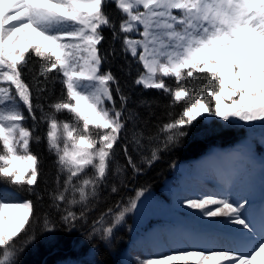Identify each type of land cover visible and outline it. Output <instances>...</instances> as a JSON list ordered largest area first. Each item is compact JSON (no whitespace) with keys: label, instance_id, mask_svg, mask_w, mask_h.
<instances>
[{"label":"snow or ice","instance_id":"1","mask_svg":"<svg viewBox=\"0 0 264 264\" xmlns=\"http://www.w3.org/2000/svg\"><path fill=\"white\" fill-rule=\"evenodd\" d=\"M109 4L121 14L118 28L106 11ZM103 27L111 28L121 50L142 65L134 84L161 90L170 98L168 107L180 108L154 132L136 127L138 115L127 108L129 98L116 77L103 71L105 57L98 48ZM29 73L30 83L24 79ZM56 80L61 94L46 111L41 101ZM65 110L71 120L58 119ZM205 114L226 122H264V0H0V183L34 193L40 160L31 143L46 140L57 167L51 207L69 229L87 222L109 175L124 172L115 156L128 122L134 128L133 150L147 149L150 155L140 159L151 165ZM29 118L31 128L25 126ZM40 124L47 125L43 137L35 134ZM123 154L133 172L142 170L127 143ZM111 191H117L115 185ZM144 192L139 189L127 204L117 201L101 211L88 238L109 242ZM184 204L204 217H225L240 226L243 243L179 248L137 258V264H264V216L259 224L249 218L246 200L234 203L209 194ZM38 223L41 231L56 228L47 213L41 223L33 200L14 201L0 189V264H18L24 249L17 241L23 236L24 245L30 244Z\"/></svg>","mask_w":264,"mask_h":264},{"label":"trees","instance_id":"2","mask_svg":"<svg viewBox=\"0 0 264 264\" xmlns=\"http://www.w3.org/2000/svg\"><path fill=\"white\" fill-rule=\"evenodd\" d=\"M107 13L119 26L121 14L115 8L114 4H109L106 8ZM102 36L104 39L98 45L100 54L105 57L103 63V71H110L118 81V86L129 100L127 108L134 111L138 115L136 127L143 129L146 134L154 132L156 125L167 122L168 113L178 114L180 108L175 109L168 107L169 97L161 90L144 89L142 85L134 84V80L138 74L137 69L143 70L142 65H138L130 54H125L121 50V42L114 40L112 30L109 27L102 28ZM33 62L30 58L29 63ZM38 64L35 71H38ZM31 73L24 76L26 82H31ZM55 75V70L50 74ZM203 75V74H197ZM169 84H174V78H165ZM62 85L59 80L54 84H49L51 93H44L47 100H42L45 110L48 104L56 101L60 96ZM115 89L116 85H112ZM66 95V89H65ZM115 95V93H114ZM116 106L119 107V96L115 95ZM143 101L144 103H141ZM214 104V101H212ZM227 103V102H226ZM23 108V106L21 105ZM25 114L27 110L23 109ZM37 116L40 112L37 111ZM58 119L71 120V114L66 110L58 114ZM199 123L189 131V134L183 138L181 143L176 147L169 148L160 153L159 159L151 165L141 161V155H150L147 149L142 153L134 151L131 144V137L134 131L133 123L127 124L125 132L121 134V140L116 147L115 162L124 167L121 176L110 174L107 184L101 189V198L96 209L90 213L87 222H80L74 229H69L61 220L60 213L51 207L52 201L49 192L56 188L57 167L55 164V156L49 152L47 141L42 139L37 143L34 140L31 143V151L37 155L40 160V177L38 186L35 187L34 193L28 191H20L10 186L0 183V189L5 190L9 198L14 201L33 200L36 206V214L42 218L47 213L55 224L56 228L49 233L40 230V223L36 226V238L27 245H24L25 237L21 236L17 241L18 245L23 246V251L18 256V264H124L121 260L123 256L131 264H137V258L145 257V253L139 245L133 243L132 236V215L129 216L114 229L113 236L109 242L99 240V238H88L91 230L90 225L99 213L107 207L113 206L117 201L123 204L135 197L136 191L145 189L142 197H146L149 206L152 208V215L143 222L135 225V235L143 240L159 244V241H153L147 231L152 224L164 226L172 223L165 218V212L172 211L179 217H184V213L179 210L170 209L169 188H179V177L186 173L190 177L196 176V160L213 148L216 152L235 150L241 154L239 158L241 162V170L239 173L231 174L232 182L225 184L223 187H209L205 195H215L216 198H228L234 203L245 201L242 192L245 184V178H254L263 176L264 178V122L260 124H249L239 121L237 118H231V122L223 121L219 117L208 116L207 114L198 117ZM25 126L31 128L32 121L29 118L25 122ZM47 131L46 124H40L36 135L41 137ZM127 143L129 152L137 165L142 169L140 172H133L127 165L126 158L123 154V145ZM113 164V170L115 168ZM63 177H61V180ZM122 181V182H121ZM195 182H193V185ZM115 185L116 192H112L111 188ZM39 194L40 199L36 196ZM140 198V197H139ZM264 202V195L261 201ZM252 204L247 201L246 215L256 221V214L251 213ZM262 219V218H261ZM226 218L203 217L202 225L205 228L217 226L221 222L222 228L231 231L225 226ZM31 233V229L29 230ZM162 247V246H161Z\"/></svg>","mask_w":264,"mask_h":264},{"label":"rangeland","instance_id":"3","mask_svg":"<svg viewBox=\"0 0 264 264\" xmlns=\"http://www.w3.org/2000/svg\"><path fill=\"white\" fill-rule=\"evenodd\" d=\"M228 102V101H226ZM249 124H260L261 121L248 122ZM241 154L237 151H220L214 149L196 160V176L189 177L183 175L179 179V188H170V209L179 210L184 213V217L177 216L172 211L165 212L164 217L172 221L164 226L152 224L148 231L153 241H159L157 245L150 240H142L136 237L135 225L143 222L146 218L152 215V208L149 206V201L146 197H140L137 200V207L126 214L125 219L132 215L133 225L131 228L133 243L139 245L145 253L147 259L159 257L162 254H169L171 251L179 248H220L224 246H238L243 243L241 239L240 226L224 223L232 233L225 232L222 229L221 222L213 228H205L202 225V216L199 210L190 209L184 204L185 199L197 198L204 196L209 187H221L230 180L231 174L239 173L241 170V162L239 158ZM245 178V184L242 192L246 201L252 204L251 213H255L256 222L259 224L262 216H264V202L261 197L264 195V178L258 176L254 178ZM193 182L195 184L193 185ZM219 219L223 217H218ZM221 226V227H220ZM122 254L121 260L124 264H131Z\"/></svg>","mask_w":264,"mask_h":264}]
</instances>
